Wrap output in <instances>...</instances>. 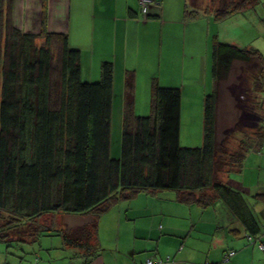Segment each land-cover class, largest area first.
Listing matches in <instances>:
<instances>
[{"label": "trees", "instance_id": "16d2710c", "mask_svg": "<svg viewBox=\"0 0 264 264\" xmlns=\"http://www.w3.org/2000/svg\"><path fill=\"white\" fill-rule=\"evenodd\" d=\"M257 1L212 0L213 8L202 13L223 21ZM200 3L187 0V17L201 12ZM40 37L44 43L38 45ZM211 58L214 85L204 99L202 144L180 143L179 87L154 80L151 113L138 115L134 75L127 71L116 153L114 62H102L99 80H83L81 51L71 46L68 32L49 30L45 15L39 33L24 31L13 22L12 0H0V241L34 242L41 231L58 227L42 222L52 212L88 214L83 226L56 231L67 244L92 250L100 215L140 190H174L179 200L203 208L220 200L246 235L256 237L261 226L253 205L224 177L261 145L264 116L258 114L252 126L255 134L242 136L231 150L229 136L219 135V112L224 92L237 84L251 86L263 111L264 56L255 48L216 40ZM253 197L264 200V191ZM236 252L229 248L224 258Z\"/></svg>", "mask_w": 264, "mask_h": 264}, {"label": "crops", "instance_id": "0c3cea01", "mask_svg": "<svg viewBox=\"0 0 264 264\" xmlns=\"http://www.w3.org/2000/svg\"><path fill=\"white\" fill-rule=\"evenodd\" d=\"M160 1L158 4L156 0H150L144 10L138 0H12V17L14 24L24 31L39 32L45 15L49 30L68 32L71 46L81 51L82 77L85 70L92 80L99 79L102 62L112 60L115 64L113 108L118 107L120 117L125 102L123 93L127 71L134 75V106L139 114L147 113L148 109L151 113L154 80L163 86L179 87L180 143L199 146L203 142L204 99L214 85L212 45L216 40H230L239 46L255 48L264 56V0H258L253 7L223 21L205 13L189 18L185 10L181 13L170 0ZM117 4L122 15L117 12L108 16V9ZM90 6L92 12L88 14ZM97 7L99 19L94 15ZM104 17L110 20L105 21ZM190 33L191 47L186 48L191 57L188 76L192 81L189 83L183 81L187 77L185 72L179 76L168 68L170 63L167 59L175 61L185 57L187 43L182 37ZM102 39L110 44L108 51L103 47L96 50ZM142 44L146 46L143 56L140 53ZM181 51L184 56L180 55ZM96 52H99V59L95 69L93 56ZM159 53L160 57L156 59ZM156 63L159 65L157 70L146 75ZM181 63L184 69L186 63L183 59ZM143 64L147 67L145 73ZM202 70L205 71L201 77L204 81L199 83ZM140 71L143 74L140 75ZM146 92L148 104L138 101L140 95L146 96ZM118 150V145L113 146L114 152ZM224 179L242 191L253 205L261 226L256 237L246 235L244 226L220 200L203 208L196 203L179 200L174 190H140L122 198L100 215L90 240L93 251L78 243L67 244L61 236L67 253L76 257L70 264H145L149 258L166 257H170L167 264H264V200L253 197L264 191V133L261 145L245 157L240 168L225 174ZM59 213L55 217L59 215L60 222L56 221V224L61 227L65 223L61 218L66 213ZM90 216L78 214L74 226H83L91 219ZM52 222L55 223L54 220ZM229 248L237 252L226 260L224 254ZM36 264L69 263L37 261Z\"/></svg>", "mask_w": 264, "mask_h": 264}, {"label": "rangeland", "instance_id": "374dc122", "mask_svg": "<svg viewBox=\"0 0 264 264\" xmlns=\"http://www.w3.org/2000/svg\"><path fill=\"white\" fill-rule=\"evenodd\" d=\"M98 1L100 2L102 0H98ZM120 1H123V0H120ZM170 1L172 2V5L176 4L175 5L176 8L180 9L181 13L182 12L184 13L185 4L187 1L185 0H170ZM200 1L201 3L199 5V8H200L199 10H201V12H199V14H202V11L205 8L212 9L214 6L212 0H200ZM138 2L141 4V0H138ZM118 4L120 6V4L122 3L120 2ZM118 4L116 7L112 6V9H108V13H107L108 16H114L117 14V12H118V15H122V10L120 7H118ZM155 5L157 7L159 6L158 4H155ZM140 6L142 8V5ZM98 10H99L98 7L96 11L94 10V15L96 18L99 17ZM91 12H92V7L90 6L88 14H91ZM103 20L109 21L110 19L107 17H104ZM191 27L193 26L190 25V28ZM184 31L185 30H182V32ZM39 32H35V33H39ZM190 36H191V33L189 35H185L184 37H182V40L186 38L185 42L187 43V47H185V49L186 48L188 49L191 47L189 46V43H192ZM225 42L231 43L232 41L228 40ZM36 43L38 45H41L42 43H44V39L41 37L37 38ZM109 46L110 44L108 42H105L102 39L101 43L97 44L95 48L96 50H98L99 48L103 47V50L108 51L107 49L109 48ZM181 46L180 48L182 50ZM145 48L146 46L142 44L141 50H140L141 51L140 53L142 54V56L144 55ZM185 49H184V52L186 54L185 57L184 58L179 57L177 60H175V61H178V63H176L175 61L171 59H167V56H168L167 54H165V56L168 62L170 63V65H168V68L172 72H177L179 76H183L182 72H185L187 77H185L183 81L185 82L188 81L190 83L192 80H190V77L188 75L190 74L189 60H191V57L188 54L187 49L186 50ZM90 52H91V49H90ZM184 52L182 54V51H181L180 55L184 56ZM107 53H110V52H107ZM93 57H94V67L96 69V65H97L96 60L99 59V52H96V54ZM159 57H160V53L156 55V59H158ZM182 59L186 63V66L184 69L181 63ZM142 66L144 67V64ZM158 66H159L158 63L154 64L153 67L146 72V75H149V73L152 74L154 71L157 70L156 68ZM101 67H102V64H101ZM145 69H147L146 66L143 68L144 73H145ZM203 73H205V71L202 70L198 80H200V78L203 76ZM141 74H143L142 71H140V75ZM99 75L101 77L100 73ZM123 76H124V73L122 74V77ZM210 77H211V73H210ZM83 78H84L83 80L88 79L89 81L99 80V79L92 80L91 76L88 77V71H85V70L83 72ZM203 81L204 79L201 78L199 83H202ZM240 85L237 84V86H235L234 88L227 90V92L225 91L223 94V98L220 101L221 111L219 112L220 114L219 135L222 137H225L226 135H227L226 137L229 136L228 139H226L227 141L226 144L229 146L231 150H233L238 145V141L242 136L251 137L252 135L255 134L256 129L255 127H252V126L257 124L259 120L258 114L264 116L262 108H260V105H259V100H257L255 96H253L254 94L251 93V90H250L251 86H248V88H246ZM211 90H212V87H211ZM147 98H148V95L146 92V96H144V94L142 96L140 95L138 98V101L142 100V103L148 104ZM137 114L138 115H149V109L147 113H142V114L137 113ZM112 121H113L112 143H113V146H117V145L119 146L120 135H121V128H120L121 117H120V112L117 106L113 108ZM193 125L195 126V123ZM233 125L235 126L233 127ZM194 129L197 130L198 128L194 127ZM232 129L234 130L232 131ZM168 191L173 192L171 190H168ZM58 214L60 215V213ZM56 215H57V212L49 213L46 215V217L44 215L45 218L44 217L42 218V222L46 224H50V222L53 220L55 221V224H56V221L60 222L59 220L60 218L58 217L59 215L55 217ZM76 216H77L76 214H65V216L61 218V220L65 222L63 225H61V227H57L58 228L57 229L56 227L52 226L48 230L41 231V234L38 235V238L34 242H19L17 240L0 241V264H36L37 261L38 262L48 261L50 263H60V262L66 261L70 264L71 260L72 261L75 260L74 258L76 257L72 256V254L70 253H67V250L63 247L61 243L62 237L61 235L57 234L58 232L56 230L65 228L66 226H68L69 229L79 228V225L74 226V224L77 223L76 220H78V218H75ZM57 225L58 224H56V226ZM71 225H73V227H71ZM40 253H43L44 255H41Z\"/></svg>", "mask_w": 264, "mask_h": 264}, {"label": "built area", "instance_id": "2783aa9c", "mask_svg": "<svg viewBox=\"0 0 264 264\" xmlns=\"http://www.w3.org/2000/svg\"><path fill=\"white\" fill-rule=\"evenodd\" d=\"M148 3H150V0H141V4H142L144 10H146V7H147ZM169 259H170V257H167V261ZM226 259H228V257ZM145 264H166V263H165V261L163 259L154 260L152 258H149V259H147Z\"/></svg>", "mask_w": 264, "mask_h": 264}]
</instances>
